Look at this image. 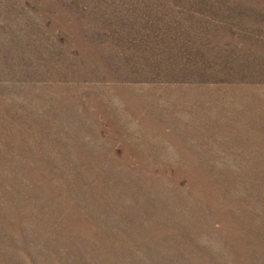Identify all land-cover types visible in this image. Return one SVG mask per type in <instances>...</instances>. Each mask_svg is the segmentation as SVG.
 Returning <instances> with one entry per match:
<instances>
[{"label":"rangeland","instance_id":"374dc122","mask_svg":"<svg viewBox=\"0 0 264 264\" xmlns=\"http://www.w3.org/2000/svg\"><path fill=\"white\" fill-rule=\"evenodd\" d=\"M263 236L264 0H0V264H264Z\"/></svg>","mask_w":264,"mask_h":264},{"label":"bare ground","instance_id":"6f19581e","mask_svg":"<svg viewBox=\"0 0 264 264\" xmlns=\"http://www.w3.org/2000/svg\"><path fill=\"white\" fill-rule=\"evenodd\" d=\"M264 237V236H263ZM255 242V241H254ZM160 252V251H159ZM199 254V253H198ZM202 258V257H201ZM203 259V258H202ZM211 259V258H210ZM213 259V258H212ZM162 260V259H161ZM156 261V260H155ZM163 261V260H162ZM212 261V260H211ZM261 261V260H260ZM204 262V261H203ZM202 262V263H203ZM206 262V261H205ZM208 262V261H207ZM155 262H152L151 264H154ZM160 263V262H159ZM163 263V262H162ZM231 263V262H230ZM203 264H205V263H203ZM209 264H210V262H209ZM219 264V263H218Z\"/></svg>","mask_w":264,"mask_h":264}]
</instances>
